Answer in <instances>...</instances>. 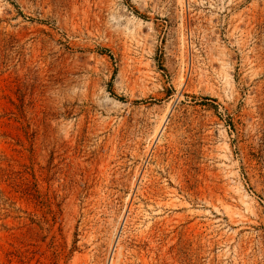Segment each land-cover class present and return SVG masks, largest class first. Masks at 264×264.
Instances as JSON below:
<instances>
[{
  "label": "rangeland",
  "instance_id": "374dc122",
  "mask_svg": "<svg viewBox=\"0 0 264 264\" xmlns=\"http://www.w3.org/2000/svg\"><path fill=\"white\" fill-rule=\"evenodd\" d=\"M114 231V264H264V0H0V264Z\"/></svg>",
  "mask_w": 264,
  "mask_h": 264
},
{
  "label": "bare ground",
  "instance_id": "6f19581e",
  "mask_svg": "<svg viewBox=\"0 0 264 264\" xmlns=\"http://www.w3.org/2000/svg\"><path fill=\"white\" fill-rule=\"evenodd\" d=\"M164 122H166V121H164ZM164 125H165V123H164ZM104 174H106V173H104ZM104 181H105V186L103 188L100 187L97 190V193L92 197V204L90 205V208L85 211V216H87V220H86L85 225L88 226L89 231L86 234L84 240L88 246L96 247V248H94V251H96V252L98 250L96 242L99 241L100 234L103 231H107V228L109 227V223H111L110 222L111 215L113 214V211H111V210L113 209V206H114V203L112 201V196H113L112 191L109 190L110 184L112 183L110 175L106 174ZM149 191H150V188H149ZM152 197H154V196H152ZM170 206L172 207L173 205L170 203ZM114 233H116V232L114 231L113 236H112V246H113L112 251H111L110 257L106 261V264H114V253L113 252H114V248H115L116 244L118 245V240H119V237H117V234H114ZM69 238H70V235H69ZM93 258L95 259V253H94V256H92V255L90 256L89 254L85 255V256H78L77 257V264H90Z\"/></svg>",
  "mask_w": 264,
  "mask_h": 264
}]
</instances>
